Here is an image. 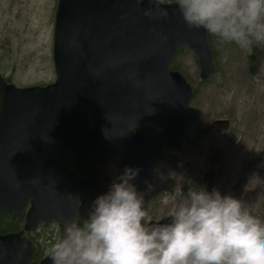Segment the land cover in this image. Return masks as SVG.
<instances>
[{"label": "water", "instance_id": "1", "mask_svg": "<svg viewBox=\"0 0 264 264\" xmlns=\"http://www.w3.org/2000/svg\"><path fill=\"white\" fill-rule=\"evenodd\" d=\"M149 6L148 0H58L55 81L18 88L0 75V212L21 214L30 205L26 231L40 222L83 223L91 202L108 191L97 170L82 178L60 162L63 151L78 161L93 158L97 166L139 167L138 191L151 185L164 147L180 151L193 89L170 70L171 61L191 49L205 81L215 72L213 55L206 30L187 28L177 2L163 3L167 18L143 16L140 9ZM84 113L94 119L91 128ZM213 176L204 181L211 184ZM31 180L40 183L33 187ZM33 251L23 233L0 235V264H29ZM39 264L53 261L48 256Z\"/></svg>", "mask_w": 264, "mask_h": 264}, {"label": "rangeland", "instance_id": "2", "mask_svg": "<svg viewBox=\"0 0 264 264\" xmlns=\"http://www.w3.org/2000/svg\"><path fill=\"white\" fill-rule=\"evenodd\" d=\"M57 1L0 0V75L8 83L43 87L55 81L52 44ZM208 41L215 64L209 79L201 81L198 61L189 48L171 62L195 93L180 151L165 148L151 185L138 191L154 221L171 217L176 204L193 188L216 189L241 199L264 220V44H253L249 51L209 33ZM220 120L228 121L227 130L211 127ZM100 171L110 184L123 172L111 163ZM210 171L214 176L208 184L204 177ZM43 223L48 224L39 229L37 240L45 259L51 234L55 240L61 238L73 222L55 235L57 228Z\"/></svg>", "mask_w": 264, "mask_h": 264}, {"label": "clouds", "instance_id": "3", "mask_svg": "<svg viewBox=\"0 0 264 264\" xmlns=\"http://www.w3.org/2000/svg\"><path fill=\"white\" fill-rule=\"evenodd\" d=\"M148 2L140 9L143 16L168 17L163 0ZM177 5L189 29L203 28L249 51L264 44V0H177ZM140 171L125 167L91 202L83 226L73 224L51 243L53 264H264V220L241 199L193 188L176 204L171 223H150L133 183Z\"/></svg>", "mask_w": 264, "mask_h": 264}, {"label": "flooded vegetation", "instance_id": "4", "mask_svg": "<svg viewBox=\"0 0 264 264\" xmlns=\"http://www.w3.org/2000/svg\"><path fill=\"white\" fill-rule=\"evenodd\" d=\"M6 81V80H5ZM8 83V82H6ZM84 115L86 116V118L88 119V122H89V128H91V126L93 125L94 123V119L90 116H88L86 113H84ZM137 133V129H134L133 130V134L135 135ZM165 152V151H164ZM63 154L65 155L66 154V157L65 158L63 156ZM64 158V160H63ZM68 158H71L72 161H68L67 159ZM59 160L65 164L73 173H75L76 175H78L79 177H82V178H87L89 177L90 173L93 172V171H96L98 172L99 176L105 181L107 182L108 184V189H109V186H110V180L109 178H107L105 175H103L100 171V168L103 167V166H106L103 165V166H97L96 165V161L93 159V158H88V159H85L83 161H78L75 159V156L74 154L69 151V150H66V151H63L60 155H59ZM162 160V159H161ZM159 161H157L156 165L158 164ZM68 163H70L68 165ZM110 164V163H108ZM107 164V165H108ZM155 165V166H156ZM120 169V168H119ZM123 170V169H121ZM154 170V169H153ZM153 173V171H152ZM79 204H81L82 202V197H79ZM29 208V205L27 206V208L21 213V214H15L11 211H7V210H4L0 213V219L2 218L1 221L3 220H6V221H3L2 224L0 223V225H5L7 222L10 221V223L13 225L10 227V225L8 224V226H6L5 229V232H0V235H5V234H16V233H23V237H25L33 246L34 248V251H33V255H32V259L30 261L29 264H39L42 259L47 255H41V249H42V246L41 244L38 243V240H37V235H38V231L39 229L43 226V225H46L48 223H43V222H40L38 227L34 230V231H26L24 229V226H25V220H26V213H27V210ZM5 212V213H3ZM7 212V213H6ZM16 218H18V221H16ZM16 221V222H15ZM73 225V224H78L79 226H83L82 223H80L77 219H73L70 221ZM70 222H66L63 227H61L60 223L58 222H55V221H51V225L54 226L56 229H54V235L56 234V231L57 232H63L64 229H65V226L67 224H70ZM55 238L52 234L50 236V243L54 242L55 241ZM44 249V248H43ZM38 254L39 258L37 260H35V257L36 255ZM45 254V253H44Z\"/></svg>", "mask_w": 264, "mask_h": 264}, {"label": "trees", "instance_id": "5", "mask_svg": "<svg viewBox=\"0 0 264 264\" xmlns=\"http://www.w3.org/2000/svg\"><path fill=\"white\" fill-rule=\"evenodd\" d=\"M175 1H177V0H163V2H175ZM170 69L171 70H174V71H179L177 68H175L172 64L170 65ZM70 163H68V165H69ZM3 213H5V212H3ZM7 213V212H6ZM2 220V218L0 219V223L2 224V222L3 221H6V220H3V221H1ZM16 221H18V218H16ZM15 221V222H16ZM8 224L10 225V227L11 226H13V225H15V224H11L10 223V221L9 222H7L5 225H0V232H5V229L4 228H6V226H8ZM39 258V256H38V254L36 255V257H35V260H37Z\"/></svg>", "mask_w": 264, "mask_h": 264}]
</instances>
